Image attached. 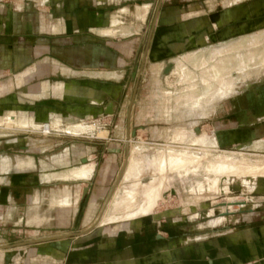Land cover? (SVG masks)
<instances>
[{"label":"crops","instance_id":"0c3cea01","mask_svg":"<svg viewBox=\"0 0 264 264\" xmlns=\"http://www.w3.org/2000/svg\"><path fill=\"white\" fill-rule=\"evenodd\" d=\"M263 16L264 0H0V118L7 125L45 133L68 115L122 117L80 126L70 134L105 135L65 143L53 158L18 137L1 142L0 264H264V195L215 230L177 233L142 218L92 224L126 149L115 136L127 140L133 116L144 114L133 111L136 97L129 108L131 69L138 64L139 80L141 63L154 76L169 62L173 69L190 54L244 36L225 39ZM156 94L161 112L168 95L162 88ZM263 109L264 102L226 101L219 130L264 134V123L252 125L264 119ZM9 217L16 232L4 233Z\"/></svg>","mask_w":264,"mask_h":264},{"label":"rangeland","instance_id":"374dc122","mask_svg":"<svg viewBox=\"0 0 264 264\" xmlns=\"http://www.w3.org/2000/svg\"><path fill=\"white\" fill-rule=\"evenodd\" d=\"M212 2L213 3L211 5H214L215 2ZM153 7L154 4H151L147 13V21L150 20V14L152 13ZM260 19L261 20L259 21L258 26L252 28L245 27L242 32H239L235 35H229L225 37V39H229L241 34L244 36L252 34L259 35L258 33L260 31H263L264 28L253 33L250 32L254 29H257L258 27H264V16ZM215 42L216 41L210 40L207 45L213 44ZM226 44H228V41H226L224 44L221 43L218 45L206 47L205 49L200 51L202 52L201 54L204 55L206 66L209 67L212 65V62L209 59V52L212 47ZM251 49H257L259 50V52L261 50L264 51V38L260 41L259 44H257L253 48L251 47ZM246 50L247 48H235L234 51L225 55L234 56L235 54H237L239 55V57H242ZM262 56L263 57L261 59H258L254 62H246V67L243 72H238L235 74V72L233 71L231 75L230 73L228 74L230 75L228 76V78H233V76H236L234 78H237L233 79V86L235 87V90L237 89L236 91L215 100L212 104L200 100V102H198V104L192 108L184 107L183 105H181L182 107H179L178 109L170 112L171 115L167 111L170 110V106L174 105L175 98L180 94V92H186L187 86L189 87L192 85H197L198 87L196 88V92H198V94L206 90L207 85L203 84L205 81H202L201 78V70L205 68V65L198 66L196 65V58L188 59L187 56V58L184 57L186 59L178 61V63L186 62L185 66L187 69L185 70V73L183 75L178 68H173V71L169 74V70L172 65L174 66V63L172 65L170 63H167L168 65H171L168 67V71L166 70L165 72H163L162 69L157 75L155 74L154 76L151 73L152 71H150L146 66H142L141 63L140 69L143 68L144 70L142 72L143 78L139 80L135 75L136 67L138 66V64H136L135 68L131 69L132 71L130 74V79L126 82L127 88L131 86V96L133 97V101L130 102L129 108H131V105L135 102L136 97L137 100L135 102L133 111L135 114H140V112H144V114L142 116H133L132 126L127 134L130 137L128 141L126 140V137L124 138L122 136H115L116 141H125L126 149L124 153L120 152V154L118 155L119 166L116 168L115 173L109 179V182L107 184L108 189L105 191V195L107 196L112 184L116 182L118 183V180L120 182L123 171L125 170L126 165H128L127 160L129 161V156H131L133 153V148H131L133 144H139L138 146H133L135 148V153H137L136 155L134 153L133 154L136 157L141 155L143 159L142 161L144 162L143 165H145V160L147 163L146 165H148H145L144 167L142 166L143 171L141 169V174L138 173L139 176L135 175L136 177L138 176L137 178L141 179L143 182H149V178L153 176L152 174L154 173V169L152 167L153 165H151V160L155 158L158 150H161L166 146L175 147L177 149L187 147L191 150H198L201 153L205 152L211 158H215L222 153L232 152L233 155L244 156L252 159V161L264 160V134H254L253 132H247L244 129L243 132H231L230 134L225 136L223 133L224 131L219 130V118L217 117L221 112L224 102L226 101L231 100V102H235L236 99L241 105H245L248 101H251L255 106L264 102V52ZM216 58H213V61ZM189 74L190 77H188ZM214 82V84H216L218 80H215ZM159 88H162L163 92H166L168 95L165 97L166 100H161V104L164 106V110H162L161 112L159 109L156 94L159 92ZM127 90L128 89H126L125 91ZM159 112L162 113L160 114L161 116L159 115ZM262 114L264 115V109L262 111ZM53 120H55L56 125L59 124V126L55 128L52 125L53 128H51L48 132L43 133L39 129H29L26 127H18L16 125H7L2 120V118H0V144L5 140H12L13 138L18 137L21 142H26L27 144H29L32 151L36 152V154H41L42 152L38 148H42L43 146H45L47 148L45 149V152L49 151L53 158L58 156L61 147H63L65 143H85L90 140L99 139L98 136L105 135H101L100 133H98V136H95V132L93 134H70V132L61 131L64 130L67 126H70L72 124L73 126L79 125L85 127V125L87 124H84L83 122H86L91 124L93 127L99 125L101 127H105L108 124L112 125L114 120H116L117 122L122 120V117L109 118L105 120L101 116L96 117L91 114L84 116L68 115L67 117H63L62 120L55 118ZM260 123H264V119L256 120V122H254V124L252 125L257 126ZM62 126H65V128L63 129ZM49 127L50 126L47 125V129H49ZM180 128H183V133L185 134L178 137V139L176 140L172 136H175L176 130ZM197 129H199V133L195 131ZM200 135H205V137L208 139L206 143H208L210 139V146L209 143L208 145H205L202 143H194L192 141L194 138L200 137ZM141 145H143L144 150ZM138 148L139 150H137ZM145 156L146 158H148L144 159ZM117 175L119 179L114 182V179ZM165 177V186L164 190H162L163 196H161V199L160 197L156 199V202L153 205L154 207L151 208V212L149 211V213H146L145 215L137 218H132L133 220H136L138 218H142L146 221H149L150 219L154 221L156 220L158 222H162V225H164L165 228L169 229L173 227L174 229H172V231L177 233L180 231L193 233L209 229L215 230L216 228L224 227V225H227L229 222H231L232 220L229 218H233L239 213L246 212L248 210H251L252 208L254 209L258 204H260V200L264 195V176H256V179H253L250 182H248L247 179L241 180L239 181V185L235 186L233 183H231L229 184L230 186L228 185L226 187V189H224L221 185V180L215 179V174L214 176L210 175L206 170H204L203 167L199 168L197 171L189 172L188 174L170 172L167 173ZM134 178L135 177L130 178L131 180L129 181L128 179H126L127 181L124 180V183L129 184L130 182V184H132L134 182ZM221 188L227 191L225 192ZM113 192L114 188L110 197H112ZM105 195L99 200L98 204L96 205L94 216L98 212H100L99 210H101L100 208H102L101 206H103L102 203L106 197ZM139 197L142 198L141 194L139 195ZM231 198L234 199L233 201L237 202H232V204H229L228 201H232ZM225 200L227 201V203L225 202ZM83 203L84 202H79L78 206L81 207V204ZM230 205H232V208ZM208 209L212 211L210 215L204 211ZM103 212L104 209L100 216L103 214ZM51 215L55 216L57 214L52 213ZM223 217L226 218L224 219ZM216 218H220V220L215 224L210 225V223ZM11 220L12 219H10V217L5 220L6 225L4 226H6V229L4 230V233L16 232V230H9V224ZM116 221H122V219H118ZM116 221L107 223L106 225L102 226L112 227L114 226L113 224ZM37 235L38 234H36L35 236Z\"/></svg>","mask_w":264,"mask_h":264},{"label":"bare ground","instance_id":"6f19581e","mask_svg":"<svg viewBox=\"0 0 264 264\" xmlns=\"http://www.w3.org/2000/svg\"><path fill=\"white\" fill-rule=\"evenodd\" d=\"M258 34L259 35L252 34L248 36H241V38H233L229 40L228 44L226 45L212 47V49L209 52V59L212 62V65L209 67L205 65L206 60L204 59V55L201 54L202 52L188 55V59L196 58V65L198 66L205 65V68L201 70V78L202 81H205L203 84L207 85V88L204 92L198 94V92H196V88L198 87L197 85H192L189 87L187 86L186 92H182V93L180 92V94L175 98L174 105L170 106V110L167 112H169L170 114V112H172L173 110L182 107L181 105L190 108L195 107L198 104V102H200V100L212 104L215 100L231 92L236 91L237 89L235 90V87L233 86L234 83L233 79H237L234 78L236 76H233V78L232 77L228 78V76H230L233 71L235 72V74L238 72H243V70L246 67V62L248 63L254 62L263 57L262 56L264 52L263 50L259 52V50L257 49H251V47L253 48L257 44H259L261 40H263L264 30L260 31ZM235 48L238 49L247 48V50L244 52L242 57H239V55L237 54H235L234 56L225 55L227 53H231L232 51H234ZM213 58L216 59L213 61ZM169 63L171 65L173 64L172 62ZM185 63L186 62H179L176 63L175 66V68L180 69L182 75L185 73V70L187 69ZM170 64L169 65L166 64L163 72L166 71L165 68L171 66ZM172 67L170 68L169 73L173 71ZM229 73L230 75H228ZM188 77H190V74L188 75ZM215 80H218V82L216 83L217 86L216 84H214ZM83 123L89 126L91 125L86 122ZM56 126H59V124ZM65 126H62L63 129L65 128ZM79 127H80L79 125L73 126L71 124L70 126H67L63 131L76 133V131L80 129ZM97 129L96 130L99 131L101 128L97 127ZM195 131L199 133V129ZM184 134L185 133H183V128H180L176 130V135L172 137L177 140L178 137L183 136ZM205 135H200V137H196L192 141L194 143H202L208 145L210 139L208 143H206L208 139L205 137ZM129 138L130 137L128 136L127 140H129ZM136 145L133 144L134 147ZM133 146L131 148H133L132 149L133 153L136 155L137 153H135L134 151L135 148ZM141 146L143 148V145ZM137 150H139V148ZM133 153L131 156H129L130 157L129 161L127 160L128 165H126V168L123 171L122 177L120 178V182L118 180L119 179L118 177L117 178L118 183L116 182L117 184L114 183L112 185L109 195H107L99 214L94 220V225L96 224L105 225L107 223L114 222L118 219L127 220V219L137 218L142 215H145L146 213H149V211L151 212V208L154 207L153 205L155 204L156 199H158V197H160L161 199V196H163L162 190H164V186H165V180H166L165 175L170 172L188 174L189 172L197 171L199 168L203 167L204 170H206L210 175L214 176L215 174L216 180L217 179L221 180L222 182L221 185L223 186L224 189H226V187L231 183H233L235 186V185H239V181L241 180L247 179V181L250 182L251 180L256 179V176H264V160L252 161V159L244 156L233 155L232 152L222 153L215 158L214 157L211 158L205 152L201 153L198 150H191L190 148L187 147L177 149L175 147L166 146L163 149L158 150L155 158L151 160L152 163L151 165H153L152 167L154 169V173L152 171L153 176L149 178V182H143L141 179H138L137 177L139 176L138 173L141 174L140 173L141 169L147 164L146 160H145V165H143L144 162L142 161L143 159L141 155L140 156L137 155L138 157H136ZM147 158L145 156L144 159ZM135 175L138 176L136 177ZM133 177H135L136 180L134 178V182L132 184H130V182L129 184L124 183L125 181H127L126 179H128L129 181L131 180L130 178ZM113 188H114V192L112 194V197H110ZM140 194L142 198L139 197ZM233 200L234 199H232V201L229 200L228 203L232 204V202L233 203L237 202ZM225 202L227 203L226 200ZM230 206L232 208V205ZM103 209L104 212L100 216ZM204 211L209 215L212 213L210 209Z\"/></svg>","mask_w":264,"mask_h":264},{"label":"water","instance_id":"95a60500","mask_svg":"<svg viewBox=\"0 0 264 264\" xmlns=\"http://www.w3.org/2000/svg\"><path fill=\"white\" fill-rule=\"evenodd\" d=\"M168 68V67H167ZM167 68H165L166 70H167ZM134 90V89H133ZM133 101V97L131 96L130 97V99H129V105H130V102H132ZM111 108H110V103H108L107 104V106H106V108H105V111H111L110 110ZM119 174V173H118ZM117 177H118V175L116 176V178L114 179V182L117 180ZM113 182V183H114ZM113 185V184H112ZM111 188H112V186H111ZM111 188H110V190H111ZM110 190H109V192H110ZM109 192H108V194L107 195H109ZM107 197V196H106ZM92 224H94V222L92 223ZM50 237V236H49ZM48 236H44V237H40V238H37V239H44V238H49ZM52 237V236H51ZM0 245H6V244H0Z\"/></svg>","mask_w":264,"mask_h":264}]
</instances>
